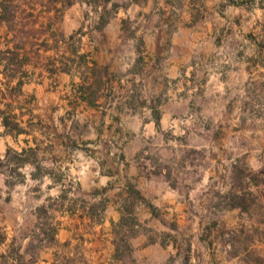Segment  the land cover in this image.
I'll list each match as a JSON object with an SVG mask.
<instances>
[{
	"label": "rangeland",
	"instance_id": "obj_1",
	"mask_svg": "<svg viewBox=\"0 0 264 264\" xmlns=\"http://www.w3.org/2000/svg\"><path fill=\"white\" fill-rule=\"evenodd\" d=\"M73 1L76 2L13 0L11 3L12 42L22 47L20 53L27 56L30 69L35 71L29 76L32 82L44 84L45 110L34 113L32 134L64 138L65 169L55 171L49 165L50 171H36L37 176L49 174L41 187L40 182L26 181L28 171L19 170L22 161L14 151L0 162V183L5 182L0 186V253L15 240L17 246L29 251L28 258L40 257L45 246L55 244L56 221H60L62 214L66 223L81 231L88 227L81 216L88 213L98 219L104 208L99 196L92 197L93 192L82 188L85 171L72 170L74 165L78 166L73 161L74 150L89 148L76 143L88 135L89 113L82 109L65 110L67 88L60 85L58 74L71 68L78 76L88 77L85 62L89 57L81 56L82 51L88 50L90 36L101 46L107 39L104 33L74 30L78 20L95 24L96 11L108 19L131 4H143L146 0H86L91 13L85 0H79L80 15L73 10ZM191 1L193 22L208 16L218 23L219 29L210 33L201 23L199 33L194 31L195 43L201 45L194 54L198 64L190 76L177 79L168 75L165 61L161 63L159 79L149 81L147 70L142 71L145 48L132 26L150 23L151 16L147 13L140 14L142 18L119 16L125 35L138 39L139 63L135 70L140 73L138 76L128 73L129 60L124 56L123 63L118 62L116 71L109 76L108 89L122 103L133 101L135 111L106 113L112 121L117 117L132 120L145 114L140 109L150 100L156 133L154 139L142 144L138 162L144 173H162L158 178L175 190L177 202L156 208L145 196L136 191L131 193L132 201L138 204L145 201L142 203L145 205L133 208L136 218L145 219L139 232L160 246L135 256L125 252L121 242V251L126 255L123 259L116 258L118 264H264V0ZM166 18L170 20L171 15ZM233 20L236 26L228 28V22ZM6 31L7 26L0 25V36ZM167 34L165 30L164 36ZM164 39L163 52L168 51L170 41ZM208 41L224 47L205 61L204 47ZM117 50L123 53L129 48L122 45ZM231 50L240 59L242 74L239 80L220 81L215 71L222 69V65L228 67ZM100 86L97 83V88ZM59 95L62 100L58 101ZM34 97L36 100L35 94ZM33 103L38 108V101ZM3 107L15 127L13 110L19 111L18 106L13 103L11 107ZM108 131L112 133V129ZM43 147L45 153L52 150L50 146ZM110 148L115 150L119 146ZM104 150L91 148L92 153L97 151V157L106 160ZM30 158L35 162L37 155L30 153ZM50 177L63 189L59 201L51 200ZM99 193L96 190L95 194ZM42 199V206H35ZM134 226L123 224L119 231L129 235L130 241L139 234ZM67 245L59 261L85 264L79 255L81 247H74L76 256L68 257L72 248Z\"/></svg>",
	"mask_w": 264,
	"mask_h": 264
},
{
	"label": "crops",
	"instance_id": "obj_2",
	"mask_svg": "<svg viewBox=\"0 0 264 264\" xmlns=\"http://www.w3.org/2000/svg\"><path fill=\"white\" fill-rule=\"evenodd\" d=\"M3 3L4 0H0V25H6L7 31L0 36V49H5L7 46L12 47L14 43L12 42L10 26L13 21H7L2 17ZM84 3L85 6H89L91 13L92 9L89 3L86 0ZM135 4L136 10H133ZM81 5L79 0L73 1L71 4L73 10H77L78 15L81 13L80 9L78 10ZM193 6L194 3L191 0H146L143 4L133 3L127 9L116 12L114 16L108 19L101 12L96 11L95 24L87 25L78 20V26L74 30L78 31L83 28L95 35L104 33L107 39L101 46L93 36H90L88 50L82 51L84 53L81 56L89 57L85 62L88 68V77L78 76L79 74L74 73V69L71 68L61 70L58 77L61 81L60 85L67 88L68 95H64L67 98V103L63 106L66 107L65 110L80 111L82 109L89 113L87 119L88 135L82 136L76 141L78 145L89 148L74 150L73 161L78 162V166L77 164L74 165L72 170L85 171L82 176V188L93 192L92 197L99 196L98 198L104 201V210L98 219L93 218L88 213L81 216L84 223L88 225L86 230L79 229L81 231L71 226L70 223H66L62 214L60 221L59 219L56 221L55 244L45 246L40 255V263L64 264L59 261V256L63 252L65 243H67L66 247L72 248V251L67 255L68 257L76 256L74 247L78 245L81 247L79 255L83 257L85 264H118L116 259V225L124 214L125 208L145 205L142 204L145 202L143 200L139 201L141 204L132 201L131 193L135 191L140 193L156 208L172 206L177 202L175 190L168 186L166 181L158 178L162 173L157 174L154 171L144 173L138 162V151L142 144L155 137L156 122L152 114L154 106H150V100H148L140 109L145 113L143 116H133L135 118L132 120H124L123 117H117L116 121L110 120L106 112H134L135 104L133 101L127 103L118 101L120 97L117 98L115 93H112L114 91L108 89V80L111 73L116 71L118 62L123 63L124 56L125 59L129 60L126 63L128 73L136 76L140 73L135 70L139 63L137 60L138 39L125 35L119 17L122 14L131 15L133 18L140 17L139 15H144V13L151 16L150 23L132 26L136 28L139 43H143V48H145L141 65H143L142 71L147 70V80L154 81L160 78L162 61L166 62L167 73L173 79L190 76L193 73L194 65L198 64L194 54L201 49L200 43H195L193 38L194 31L199 33L201 23L204 24V29L207 32L213 33L219 29L218 23L208 16L194 23ZM168 15H171L170 20L166 18ZM100 21H102L101 26H99ZM217 21L219 20L217 19ZM229 26L234 29L235 21H229L228 28ZM165 30H168V34L164 36ZM164 37L170 41L168 51L163 52L162 41L165 40ZM122 45L128 47L129 51L125 50L122 53L117 50V47ZM220 47L223 49L224 46L218 45L215 41H208L204 47L206 56L204 60L208 61L214 52L220 51ZM231 51L232 54H229L227 60L228 67L222 65V69L219 68L215 71V75L220 81L239 80L242 74L239 67L240 59L237 55L235 56L234 50ZM2 69L3 65H0V75H2L0 79L4 77L1 72ZM24 69L30 77L35 72L30 69V62L25 64ZM30 77L23 85V94L15 98L14 103L19 109V111L17 110L18 113L13 110L15 127L6 126L3 121L4 115L0 113V158L4 159L8 150L14 151L22 161L23 166L19 167V170L28 171L26 181L40 182V186L44 187L42 180L48 178L49 174L44 172L37 176L36 171H50L49 165L55 171L65 169V141L64 138L58 136L47 137L32 134V117L35 116V112L44 111L45 105L42 107L44 84H36L32 82L33 79ZM97 83H101V88H97ZM68 87H74V89L68 90ZM152 98H154L153 90ZM57 99L58 101L62 100V96L60 98L59 95ZM35 101H38L36 105L38 108L36 109L33 103ZM3 105L0 103V109L4 108ZM108 129H112L111 134ZM43 145L50 146L51 152L45 153ZM115 145H118L119 148L112 150L110 146ZM91 148L95 150L98 148L105 149L106 160L103 157H97V151L92 153ZM30 153L37 155L35 162L31 160ZM38 156H41L40 159ZM85 164L87 165L84 166ZM106 171L108 172L106 173ZM50 178V189L53 191L51 200L59 201L63 197V189L58 181ZM2 185H5L4 181L0 183V186ZM96 190L100 192L98 195L95 194ZM43 202L44 199L38 200L35 206H42ZM150 216H152L151 213ZM137 219L138 224L134 227L137 228L135 232L139 234L130 238L132 253L135 256L160 246L157 242H149L148 235L139 232L138 228L145 219L139 217Z\"/></svg>",
	"mask_w": 264,
	"mask_h": 264
},
{
	"label": "trees",
	"instance_id": "obj_3",
	"mask_svg": "<svg viewBox=\"0 0 264 264\" xmlns=\"http://www.w3.org/2000/svg\"><path fill=\"white\" fill-rule=\"evenodd\" d=\"M13 0H4V12L2 17L7 21L13 20L11 12V3ZM22 47L18 43H13V46H7L5 49H0V65H3L1 72L4 74L3 79H0V103L6 107H11L15 102V98L23 94V85L29 79V74L24 69L25 64L28 62L26 55L20 53ZM0 113L4 115L3 121L6 126L12 125L11 116L6 109H0ZM11 150H8L7 155ZM7 157V156H6ZM3 159L0 158V162ZM104 210V208H103ZM134 226L138 224V219L133 213V208L128 207L126 213L121 216L119 223L116 225V258L123 259L126 255L121 251V246L124 243L125 252L131 255L132 246L128 240V236L120 230L121 225ZM56 232V229H55ZM54 233V232H53ZM122 242V243H121ZM2 242H0V245ZM66 244V243H65ZM121 244V246H120ZM29 251L23 250L21 245H16L15 240L11 242L8 249L0 253V264H39L40 257L28 258Z\"/></svg>",
	"mask_w": 264,
	"mask_h": 264
}]
</instances>
